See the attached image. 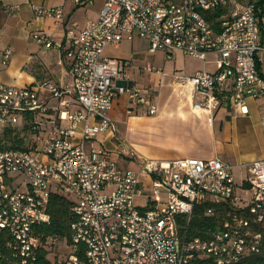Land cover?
Wrapping results in <instances>:
<instances>
[{
	"label": "built area",
	"instance_id": "2783aa9c",
	"mask_svg": "<svg viewBox=\"0 0 264 264\" xmlns=\"http://www.w3.org/2000/svg\"><path fill=\"white\" fill-rule=\"evenodd\" d=\"M93 1L72 0L77 6ZM0 2L10 14L20 8ZM195 5L222 12V19L189 23L182 0H105L97 20L84 28L74 22L61 42L35 33L44 49L63 53L65 86L6 84L2 73L13 50L0 47V231L10 237V264H189L198 258L236 264L261 252L264 159L247 166L239 186L235 166L219 157L150 160L135 170L122 167L98 140L115 130L109 112L121 95L150 115L159 112L133 84L131 61L105 55L108 46L136 34L148 39L151 53L181 51L207 64L216 55V71L174 80L211 123L222 109L247 114L249 98L264 100V0H233L232 24H224V11L207 0H190ZM32 7L37 20L65 18L63 5ZM5 133L14 140H5ZM54 194L73 203L65 235L46 231ZM200 206L216 224L206 236L189 238L181 220L189 223Z\"/></svg>",
	"mask_w": 264,
	"mask_h": 264
},
{
	"label": "crops",
	"instance_id": "0c3cea01",
	"mask_svg": "<svg viewBox=\"0 0 264 264\" xmlns=\"http://www.w3.org/2000/svg\"><path fill=\"white\" fill-rule=\"evenodd\" d=\"M10 2L19 4L20 8L15 14H10L0 2V47L8 46L13 50L11 63L4 69L6 72L2 77L3 81L14 78L12 77L14 75L16 79L21 73L28 71L35 80L31 85L48 81L63 86L65 80L58 78V72H56V70L65 71V73L67 71L66 76L68 77L67 62L63 53L57 49H44L43 47L36 52L39 41L34 35L37 32H45L55 42H61L74 22L79 28H84L88 22L97 20L105 0H94L91 4L84 6H77L72 0H10ZM32 5L46 7L63 5L65 18L62 21L49 17L37 20L34 18ZM136 35L132 40L124 39L117 47L108 46L105 49V55L131 61L130 74L133 84L141 88L143 94L152 103L159 106V112L156 115H150L147 107L134 104L127 95H121L115 99L113 108L109 112V118L115 130L100 135L98 140L113 153L122 167H127L125 163L131 161L129 157L123 155L124 139L131 137L134 132H142L155 127L154 124L164 117H177L178 120L186 123L185 131L191 130V137H195V140L203 144H210L213 149L210 152V158H221V153L230 150L232 145H239L250 139L258 149L253 153L243 154L244 160L239 164L240 167L247 170L250 163L264 159L263 99L249 98L247 114H243L238 108L222 109L211 123L208 115L198 114L193 110L192 96L189 91L179 89L175 82L167 83L165 79L168 76L165 69L169 61L174 62L172 70L180 71L183 75H193L199 70H207L206 66L209 63L187 56L181 51H175L170 57L164 51L151 53L148 39ZM41 54H48L46 61ZM148 67L151 70H148ZM260 67L264 75V55ZM67 83H70L69 77ZM171 85L175 88L169 95L164 94L165 88ZM188 125L190 127H187ZM199 153L194 142L190 140L189 148L188 146H174V152L166 155L170 158L162 160L202 158L193 156Z\"/></svg>",
	"mask_w": 264,
	"mask_h": 264
},
{
	"label": "rangeland",
	"instance_id": "374dc122",
	"mask_svg": "<svg viewBox=\"0 0 264 264\" xmlns=\"http://www.w3.org/2000/svg\"><path fill=\"white\" fill-rule=\"evenodd\" d=\"M137 36V35H136ZM42 44L39 42L37 44L36 52L42 49ZM41 57L46 61L48 54H41ZM216 59L215 54H210L208 56V61L210 62L206 67L210 72L216 71V64L214 60ZM174 62L169 61L165 72H168V76L165 78L167 83L175 80L176 74H181L180 71L172 70ZM6 70L3 71V75ZM57 77L65 80L63 86L66 85L68 77L66 76L67 71H58L56 70ZM177 72V73H174ZM14 78L10 80H4L6 84L15 85L18 87H25L26 85H31L35 82L34 78L30 76L28 71L21 73L18 78L15 75ZM175 88L174 85H171L169 88H165L166 92L164 94L169 95L172 89ZM192 117V116H191ZM191 119V118H190ZM186 123H183L181 120H178L177 117H164L160 118L154 125L155 127L149 128L142 132H134L131 137L124 139L125 147L127 148V157L131 160L126 162L125 165L129 168L138 170L141 164L150 160H162L170 157L166 155H171L174 152V146H185L189 148V141L194 142L195 148L200 151L199 154H194L193 156H198L202 158H210L211 151L213 150L210 144H203L198 140H195V137H191V130H187ZM187 127H190L189 125ZM228 147V146H226ZM258 147L255 146L254 142L250 139L244 141L243 143L237 145L234 144L230 147V150L221 153V158L230 162L231 164H236L235 167V177L239 186H242L243 181L247 179V170L244 167H240V163L243 162V154L253 153L257 151ZM238 195L241 198H248V193L242 189H238ZM136 202L144 205L145 200L143 198H136Z\"/></svg>",
	"mask_w": 264,
	"mask_h": 264
},
{
	"label": "trees",
	"instance_id": "16d2710c",
	"mask_svg": "<svg viewBox=\"0 0 264 264\" xmlns=\"http://www.w3.org/2000/svg\"><path fill=\"white\" fill-rule=\"evenodd\" d=\"M5 140H14L11 134L5 133ZM17 137V136H16ZM72 200L62 194H54L50 201L49 212L51 214V224L46 228L48 234H68L71 223ZM205 206L197 207L195 215L189 223L181 220V225L185 227L187 236L194 238L206 236V231L215 226L213 218L204 215ZM264 235V227L261 229ZM10 237L4 231H0V264H10L7 256V243ZM189 264H217L211 258H198ZM236 264H264V244L260 253L249 256Z\"/></svg>",
	"mask_w": 264,
	"mask_h": 264
},
{
	"label": "bare ground",
	"instance_id": "6f19581e",
	"mask_svg": "<svg viewBox=\"0 0 264 264\" xmlns=\"http://www.w3.org/2000/svg\"><path fill=\"white\" fill-rule=\"evenodd\" d=\"M207 5H215L217 11H224V24L233 23V15L235 13L233 0H207ZM182 7H187L189 23H196V19L209 20L212 15L213 20L222 19V12L213 13V8H208L207 6L202 5L190 6V0H182Z\"/></svg>",
	"mask_w": 264,
	"mask_h": 264
}]
</instances>
